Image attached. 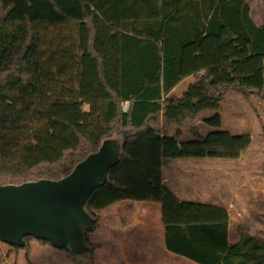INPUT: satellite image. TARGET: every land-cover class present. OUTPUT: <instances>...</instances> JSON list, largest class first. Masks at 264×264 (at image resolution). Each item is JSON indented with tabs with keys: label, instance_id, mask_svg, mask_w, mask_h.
Wrapping results in <instances>:
<instances>
[{
	"label": "trees",
	"instance_id": "1",
	"mask_svg": "<svg viewBox=\"0 0 264 264\" xmlns=\"http://www.w3.org/2000/svg\"><path fill=\"white\" fill-rule=\"evenodd\" d=\"M229 90L264 91V23L248 0H0V185L62 178L117 136L121 157L85 205L95 220L85 250L58 249L73 264H97L90 233L121 200L160 203L166 248L196 264H264V240H230L225 207L183 201L163 180L175 159L238 158L250 146L221 128ZM205 110L214 129L191 126L182 141ZM24 239L5 244L51 245Z\"/></svg>",
	"mask_w": 264,
	"mask_h": 264
},
{
	"label": "rangeland",
	"instance_id": "2",
	"mask_svg": "<svg viewBox=\"0 0 264 264\" xmlns=\"http://www.w3.org/2000/svg\"><path fill=\"white\" fill-rule=\"evenodd\" d=\"M248 1L254 6L257 21L264 20V0ZM192 81L190 77L185 78L177 86L175 94L182 95ZM219 113L222 117L221 128L233 134H249L252 142L238 158L206 159V171L200 176L199 183L201 198L211 204H222L230 209L231 241L237 240L243 232H250L264 240V91L241 93L229 90ZM215 114L214 110H205L201 117L210 118ZM194 123L195 121L184 128L182 141L191 138L190 128ZM197 127L205 134L214 129L206 123ZM192 161L202 160L178 158L165 167L166 174L171 168H181L194 163ZM189 178L191 179V176ZM172 257L192 263L179 255L172 254ZM99 263L110 264L105 259L97 262ZM0 264L73 263L68 252L58 250L50 244L31 241L27 248H14L0 242Z\"/></svg>",
	"mask_w": 264,
	"mask_h": 264
},
{
	"label": "water",
	"instance_id": "3",
	"mask_svg": "<svg viewBox=\"0 0 264 264\" xmlns=\"http://www.w3.org/2000/svg\"><path fill=\"white\" fill-rule=\"evenodd\" d=\"M121 154V140L107 138L62 178L0 185V240L22 247L24 237L33 236L74 255L83 252L85 230L95 228L86 202L108 181L109 170Z\"/></svg>",
	"mask_w": 264,
	"mask_h": 264
},
{
	"label": "crops",
	"instance_id": "4",
	"mask_svg": "<svg viewBox=\"0 0 264 264\" xmlns=\"http://www.w3.org/2000/svg\"><path fill=\"white\" fill-rule=\"evenodd\" d=\"M251 7L252 15L256 22L259 24L264 23V20H261V22L257 21L252 4ZM189 77L194 81L193 76ZM177 86L172 90L174 93L176 92ZM201 114L191 126H198L205 123V118H202ZM174 131H171V133ZM206 159H197L202 161H192L194 163H189L190 165L186 164V166L177 169L173 167L167 174L165 167L170 165L174 160L165 164L163 166V180L165 185L183 201L211 204L201 198L199 191L200 176L204 173V170L206 171ZM190 176L191 179L189 178ZM212 205L224 207L222 204ZM226 209L228 211L230 210L229 208ZM230 234L231 221L229 238ZM89 237L93 243L99 245V249L96 252L97 262L105 259L110 264L191 263L185 259L180 260L179 257H172L174 253L166 248L165 227L162 222V206L157 202L121 200L104 208L101 211L98 228L91 232ZM182 257L186 258L184 256ZM194 263L192 261L191 264Z\"/></svg>",
	"mask_w": 264,
	"mask_h": 264
},
{
	"label": "built area",
	"instance_id": "5",
	"mask_svg": "<svg viewBox=\"0 0 264 264\" xmlns=\"http://www.w3.org/2000/svg\"><path fill=\"white\" fill-rule=\"evenodd\" d=\"M127 105H128V102L125 103V106H127Z\"/></svg>",
	"mask_w": 264,
	"mask_h": 264
}]
</instances>
